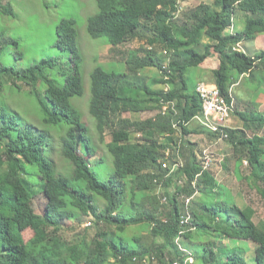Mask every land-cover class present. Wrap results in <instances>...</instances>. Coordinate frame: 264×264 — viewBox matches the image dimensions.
<instances>
[{"label":"trees","instance_id":"trees-1","mask_svg":"<svg viewBox=\"0 0 264 264\" xmlns=\"http://www.w3.org/2000/svg\"><path fill=\"white\" fill-rule=\"evenodd\" d=\"M95 1L98 10L87 20L88 34L105 38L114 48L144 39L149 49L143 55L129 51V72L140 74L150 68L160 75L140 85L127 78L128 72L93 68L88 112L100 139L106 130L113 137L105 145L109 156L94 162L97 148L72 103L84 94L75 20L64 18L55 29L53 45L65 52L64 60L42 58L17 68L12 62L22 54L14 51L4 64L0 48V264H144L142 259L149 256L171 264L182 257L174 242L181 229L185 230L181 242L194 255L193 264H247L245 252L230 248L229 239L255 245V264H264V222L256 224L253 208L240 206L209 171L196 182L198 194L190 209L195 230L180 225L184 197L192 194L191 181L201 171L202 162L194 154L180 168L186 184L177 186V194L166 193L167 206L155 193L158 185L166 189L174 181L160 163L167 149L178 152L177 133L182 138L206 132L214 139L220 134L201 126L190 129L201 105L195 91H187V68L199 66L211 52L227 53L223 56L227 65L215 71L227 88L232 73H251L264 62V51L249 57L231 50L264 33V0H212L183 12L179 0ZM0 10L14 15L10 6L0 3ZM237 12L245 15L244 28L229 33ZM12 42L18 45L17 40ZM156 45L168 53L167 60L154 50ZM18 96L25 99L19 111L10 102ZM27 102L24 113L29 117L22 121ZM235 113L245 127L224 128L226 140L236 158L246 161L245 181L264 198V135L256 132L264 126V117L256 111ZM248 130L253 133L248 135ZM59 158L67 161L68 175L57 173L53 161ZM40 195L48 203L37 217L28 207ZM144 198L152 209L142 205ZM124 200L127 204L121 205ZM85 216H92L98 229L91 240L71 245L62 234L63 225ZM141 224L149 228L143 239L132 242L121 235ZM27 227L34 235L26 241Z\"/></svg>","mask_w":264,"mask_h":264},{"label":"rangeland","instance_id":"rangeland-1","mask_svg":"<svg viewBox=\"0 0 264 264\" xmlns=\"http://www.w3.org/2000/svg\"><path fill=\"white\" fill-rule=\"evenodd\" d=\"M179 12L194 8L200 3H210L209 0H179ZM1 5L7 8L10 6L13 10L14 15L9 13L4 14L0 10V48L2 52L1 62L4 64L8 63V59L11 57V53L18 51L22 54V58L13 61L12 64L17 68H22L24 66L32 65L38 62L42 58H60L64 60L65 52H61L56 47H54V42L56 40L55 29L60 21L64 18H73L75 20L76 30H77V47L82 56L81 60V77L82 84L84 86V94L80 98H73L72 103L80 110L82 113V121L85 123L92 136L93 145L97 148L95 157H91L92 161H98V158L102 156H109L107 153L106 144L113 140L112 134L109 130H106L102 140L100 139L96 128L95 121L90 116L88 112V102L90 99V72L96 66H101L107 71H117V72H128V79L136 84H143L149 80L150 77H157L158 71L156 69H145L141 71L140 74L130 73L129 64V51H137L139 54H144L143 51L148 50L147 44L143 40H136L132 42H127L118 47H111L106 43L105 38H92L87 32V20L90 16L94 15L98 8L95 0H1ZM17 40L18 45L16 46L12 41ZM154 50L157 53L163 55L166 59L167 52L155 46ZM167 60V59H166ZM205 71L201 69L200 65L197 67H189L186 71V83L188 84L187 91L192 92L195 90V86L199 79H204ZM261 83L264 85V69L259 67L254 76L247 80L243 85L245 88H256L257 85ZM158 87V86H157ZM21 97H14L10 102L14 101L12 105L19 111L20 102L25 103V99H16ZM27 104H24L22 108V121L29 117V114L24 113ZM251 112V110H248ZM257 112V111H256ZM124 117L130 116V114L125 113ZM138 116V115H137ZM137 116H133L136 120ZM197 124L193 122L191 126H196ZM198 126V125H197ZM181 136H179L180 138ZM181 139V138H180ZM180 139L176 140L178 145H181ZM186 140V139H184ZM211 140L207 137L200 139L194 144L196 149L197 158L202 162L203 150L209 146ZM184 142V141H183ZM180 156L177 154L174 147L171 149V155L168 159L169 164L177 162L181 165L188 163V155L186 151L181 152ZM229 149L223 148L222 154H228ZM177 152V153H175ZM176 154V155H175ZM108 160L109 157H107ZM235 161H239L235 155H228V159L225 163L222 162V171L220 174L218 172L219 167L218 162L215 161L212 170L214 178L225 185L231 194L237 199L240 206L248 205L255 211L254 222L258 225L264 222V198L260 197L254 188H252L245 181V175L248 173V167L239 164L238 170L239 174L235 177L231 174ZM54 166H56L57 173L60 175H68L70 172V167L67 161L62 158L55 159L53 161ZM93 164V163H92ZM226 166V168H224ZM4 168V165H3ZM106 172H108L107 167ZM217 168V169H216ZM106 173L101 171V176L104 177ZM184 180H182V183ZM156 193V191H155ZM160 194L165 195V190L162 189ZM240 195V197H239ZM159 196V195H158ZM157 196V197H158ZM215 196V195H214ZM214 198H217L215 196ZM160 199V196H159ZM210 200V199H208ZM161 201V200H160ZM48 203V198H44L42 195L35 198L29 205L28 210H33V213L39 217L45 210V204ZM127 204L124 200L121 205ZM167 206V203H161ZM99 207H102L103 202H98ZM142 205L146 208L152 209L153 205L151 202L144 198L142 200ZM163 209V206L161 207ZM72 216V214H70ZM91 222V224H87ZM64 228L62 229V234L68 243L71 245L80 244L82 242L91 240L97 231V226L95 224L94 218L92 216H85L79 218H73L70 221L64 223ZM147 224H141L138 226H132L127 228L124 233H121L126 239L130 241H135L139 237L144 238L145 234L148 233L149 228ZM34 235L31 228L24 230L23 236L27 241ZM228 245L230 248L239 247L245 252V258L247 264L256 263L255 251L251 248L250 243L243 240L229 239ZM72 249V248H71ZM75 249V248H74ZM76 253V250H75ZM198 254V251H197ZM109 264V263H107Z\"/></svg>","mask_w":264,"mask_h":264},{"label":"crops","instance_id":"crops-1","mask_svg":"<svg viewBox=\"0 0 264 264\" xmlns=\"http://www.w3.org/2000/svg\"><path fill=\"white\" fill-rule=\"evenodd\" d=\"M184 1H186V0H184ZM209 1H210V3L212 2V0H209ZM244 17H245V15L242 13H240V12L236 13V15L233 19L232 26L229 29V33H233V34L240 33L243 30V28H244ZM231 50L232 51H240L249 57H255L256 55H258L259 53L264 51V33H258V34H255L248 39H244L243 41L233 45L231 47ZM225 55L227 56V53H223V55H222V52H211V55L208 58H206L203 63L200 64L201 69L204 70L206 73L204 75V79H199L198 82L212 83L214 85L222 87V89L225 91L226 95H228L229 98H232L233 103H234L233 113L227 121V126L230 129H243L245 127L244 123L242 122V120L240 119L238 114H236L235 112H248V110L257 111L258 113H260V115H262L264 117V85L259 83L256 88H252V89L249 87L245 88L243 86L247 82L248 79H250L252 76H254L256 70L260 66L263 67V69H264V62L259 63L258 66L255 67L251 73H245V74H241V75H238L236 73H232L233 76H232L231 83H229L227 88H226L224 86V80L220 79L218 81L216 79L217 76L215 74V71L218 70L221 65H227L225 59H223V56H225ZM193 122L194 121H191V123L189 124L190 129H195L196 127H198L197 125L194 127L191 126V124ZM256 132L259 135H264V126ZM247 133H248V135H251L253 133V131L248 130ZM179 136H181V135L179 133H177L174 136L175 140L180 139L181 137L179 138ZM206 137L211 140L209 142V146L211 145V147H212L211 150L214 153V162L215 161L218 162L217 166L219 167V170H218V172H215L217 175V174H220V172L223 169L221 166L222 162L225 163V160L228 159V155H230V156L234 155L233 148L227 140H223L221 142H218L217 144H214V141H215L214 138L209 136L206 132H200V133H192V134H189V135L182 137L180 139V141H182L183 146H181V145H178V146H179V148L180 147L183 148V149H181L182 153H183V151L187 152L188 161H190L193 154L196 156L198 153V152H196V149L194 148L195 147L194 144L196 142H198L200 139H203V138L205 139ZM184 139H186V140H184ZM223 148L229 149L228 154L225 155L226 158L224 157V154H222ZM178 152H179L178 156H180V154H181L180 149L178 150ZM197 159L199 160V158H197ZM219 160H221V161H219ZM245 163H246L245 160L235 161V165L233 166V170H232L231 174L234 175L235 177H237L236 175L239 174V170H238L237 165H239V164L240 165L241 164L246 165ZM213 164H212V166H213ZM212 166H211V171H212V173H214L212 170ZM224 168H226V166H224ZM218 183H220V182L218 181ZM220 185H222L223 187H225L227 189V187L225 185H223L222 183H220ZM239 197H240V195H239ZM235 200L237 201L236 198H235ZM250 246L255 251V253L253 255V256H255L256 255V247L252 243H250Z\"/></svg>","mask_w":264,"mask_h":264},{"label":"built area","instance_id":"built-area-1","mask_svg":"<svg viewBox=\"0 0 264 264\" xmlns=\"http://www.w3.org/2000/svg\"><path fill=\"white\" fill-rule=\"evenodd\" d=\"M163 68H166V65L163 66ZM195 93L199 97L201 109L199 113L193 117L192 121H194L198 126H201L211 132L220 133L215 139L214 144L226 140L227 134L224 132V128H228L227 121L233 113L234 103L232 98L228 100L224 95L221 94L217 85L207 82H198L195 86ZM173 126L177 127L176 125ZM211 148L212 147L210 145L203 150L201 158V171L196 174L194 179L191 181V186L193 188L192 194L186 197L183 195L180 196L182 199L184 197V202L182 207L183 210L179 217V223L181 226H188V229L191 232L195 230V226L192 224V215L190 209L194 197L198 194L196 182L204 171H209L211 169V166L214 163V153ZM170 155L171 151L167 149L165 151V161L160 163L162 168L167 170L166 177L171 175L174 178L173 183L170 184L166 189L160 185H158L156 189V194L160 196L162 203L168 202V196L166 193L172 195L177 194V186H184L188 180L186 174L181 173L180 171V168H182L183 165L177 162L169 164L168 159L170 158ZM182 180H184L183 183ZM162 189L165 190V195L163 196L160 194ZM87 224L90 225L91 222H88ZM184 233L185 230L181 229L179 235L174 241L177 251L180 255H182V257L174 259L171 264H193L195 262L194 255L188 249H186V247L181 242ZM142 262L144 264H161L154 256L144 257Z\"/></svg>","mask_w":264,"mask_h":264}]
</instances>
